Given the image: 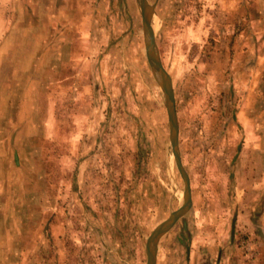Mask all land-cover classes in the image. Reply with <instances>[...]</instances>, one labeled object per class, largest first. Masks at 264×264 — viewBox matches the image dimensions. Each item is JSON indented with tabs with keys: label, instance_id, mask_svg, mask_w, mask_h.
<instances>
[{
	"label": "rangeland",
	"instance_id": "1",
	"mask_svg": "<svg viewBox=\"0 0 264 264\" xmlns=\"http://www.w3.org/2000/svg\"><path fill=\"white\" fill-rule=\"evenodd\" d=\"M148 2L193 198L157 264H215L255 200L264 0ZM185 187L137 0H0V264H147Z\"/></svg>",
	"mask_w": 264,
	"mask_h": 264
},
{
	"label": "crops",
	"instance_id": "2",
	"mask_svg": "<svg viewBox=\"0 0 264 264\" xmlns=\"http://www.w3.org/2000/svg\"><path fill=\"white\" fill-rule=\"evenodd\" d=\"M258 130L254 159L246 158L239 164L241 192L245 189V199L251 197L250 192H254L255 200L253 202L241 200L238 215L234 218V231L232 228L230 243L227 248L219 249L215 264H264V129L258 128ZM240 150L243 155L244 145H241ZM237 220L239 229L249 237L240 242L239 251L235 254L237 251L235 249L239 246L235 234ZM236 256L240 258L237 259ZM188 257H190V248H188Z\"/></svg>",
	"mask_w": 264,
	"mask_h": 264
},
{
	"label": "water",
	"instance_id": "3",
	"mask_svg": "<svg viewBox=\"0 0 264 264\" xmlns=\"http://www.w3.org/2000/svg\"><path fill=\"white\" fill-rule=\"evenodd\" d=\"M137 2L141 9V14L143 19V32H144V41H145L147 58L151 65L153 74L157 79L159 85L163 89L165 95V104L167 107V113H168V119L170 125V142L172 146V152L177 167L186 182L184 199L181 205L177 209L173 210L165 220H163L154 228V230L152 231V233L150 234L147 240V244H146L147 264H157L158 246H159L160 238L167 230L171 228V226L177 220L182 219L184 224L186 225V220L184 216L190 210L193 203V198H192V187H191L190 176L182 162V157H181V151L179 145L180 126L178 121L176 96L173 86V79L162 63L155 40L153 17L155 14L156 5L150 4L148 0H137ZM233 231H234V224H233Z\"/></svg>",
	"mask_w": 264,
	"mask_h": 264
}]
</instances>
